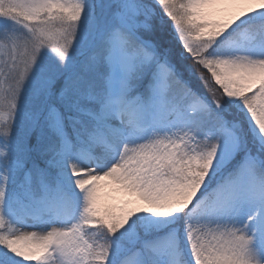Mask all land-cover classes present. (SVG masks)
<instances>
[{
  "label": "snow or ice",
  "instance_id": "1",
  "mask_svg": "<svg viewBox=\"0 0 264 264\" xmlns=\"http://www.w3.org/2000/svg\"><path fill=\"white\" fill-rule=\"evenodd\" d=\"M0 264H264V0H0Z\"/></svg>",
  "mask_w": 264,
  "mask_h": 264
}]
</instances>
